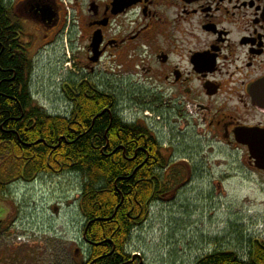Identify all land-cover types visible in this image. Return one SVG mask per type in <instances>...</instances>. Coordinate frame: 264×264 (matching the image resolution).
I'll return each mask as SVG.
<instances>
[{"label":"flooded vegetation","instance_id":"1","mask_svg":"<svg viewBox=\"0 0 264 264\" xmlns=\"http://www.w3.org/2000/svg\"><path fill=\"white\" fill-rule=\"evenodd\" d=\"M0 5L12 42L19 41L27 55L39 40L75 37V73L62 84L66 99L128 95L116 80L142 78V131L165 160L157 171L163 178L175 166L182 168L178 182L201 175L199 156L175 161L174 149L191 142L203 147L207 158L201 162L211 170L209 179L220 180L217 190L231 176H242L258 177L264 191V0H0ZM255 247L264 250L261 234L247 241L245 258L234 254L247 263Z\"/></svg>","mask_w":264,"mask_h":264},{"label":"rangeland","instance_id":"2","mask_svg":"<svg viewBox=\"0 0 264 264\" xmlns=\"http://www.w3.org/2000/svg\"><path fill=\"white\" fill-rule=\"evenodd\" d=\"M28 38L29 42L33 39ZM28 50L32 66L29 89L35 105L51 116L67 114L70 104L62 94V84L75 73V37L65 33L56 40H39ZM116 81L129 92L114 95L118 116L128 123H142L144 95L138 92L142 91V78ZM203 151V147L192 146L191 142L174 149L175 161L179 163L186 156H199L196 171L201 175L193 174L187 181L182 178L175 182L173 179L182 172L180 166L174 167L173 175L164 174L163 180L170 188L149 207L147 220L132 232L127 243V253L136 263L195 264L218 250L245 258L247 241L260 234L264 236L261 180L231 176L222 184L224 190L219 191L220 180L209 179L211 170H205L207 163L201 162L207 158ZM7 184L0 198V264L87 261L89 246L83 240L79 176L41 175L27 182L16 179Z\"/></svg>","mask_w":264,"mask_h":264},{"label":"trees","instance_id":"3","mask_svg":"<svg viewBox=\"0 0 264 264\" xmlns=\"http://www.w3.org/2000/svg\"><path fill=\"white\" fill-rule=\"evenodd\" d=\"M31 71L0 7V198L12 180L76 174L89 246L83 264H138L127 253L129 237L170 188L157 173L166 163L156 144L142 123L118 116L110 95H67L70 111L48 115L31 97ZM195 264H264V250L255 247L247 263L216 251Z\"/></svg>","mask_w":264,"mask_h":264}]
</instances>
